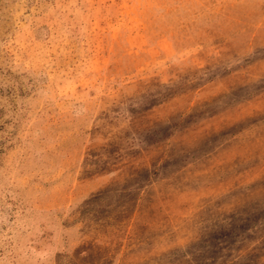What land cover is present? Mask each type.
<instances>
[{
  "label": "rangeland",
  "instance_id": "1",
  "mask_svg": "<svg viewBox=\"0 0 264 264\" xmlns=\"http://www.w3.org/2000/svg\"><path fill=\"white\" fill-rule=\"evenodd\" d=\"M0 264H264V0H0Z\"/></svg>",
  "mask_w": 264,
  "mask_h": 264
}]
</instances>
